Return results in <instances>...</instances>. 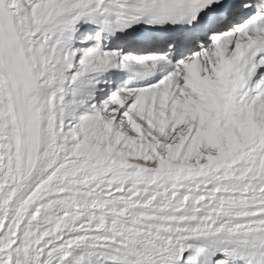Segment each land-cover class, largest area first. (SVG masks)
I'll return each mask as SVG.
<instances>
[{
	"label": "snow or ice",
	"instance_id": "1",
	"mask_svg": "<svg viewBox=\"0 0 264 264\" xmlns=\"http://www.w3.org/2000/svg\"><path fill=\"white\" fill-rule=\"evenodd\" d=\"M0 264H264V0H0Z\"/></svg>",
	"mask_w": 264,
	"mask_h": 264
}]
</instances>
